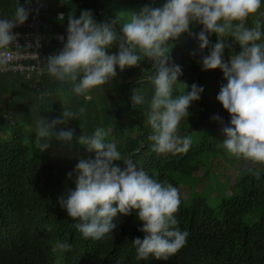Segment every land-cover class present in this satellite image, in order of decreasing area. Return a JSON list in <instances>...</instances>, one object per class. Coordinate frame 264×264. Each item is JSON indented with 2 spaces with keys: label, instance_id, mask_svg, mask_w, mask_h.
<instances>
[{
  "label": "trees",
  "instance_id": "1",
  "mask_svg": "<svg viewBox=\"0 0 264 264\" xmlns=\"http://www.w3.org/2000/svg\"><path fill=\"white\" fill-rule=\"evenodd\" d=\"M164 2L29 0L26 5V0H0V19H12L18 4L26 5L29 16L25 22L42 23L45 63L66 42L69 14L79 18L82 11L89 10L97 23L116 20L115 30L119 33L132 13L146 5L158 7ZM257 19L261 22L260 42H264V0L245 26L253 27ZM190 31L198 34L201 26L193 24ZM209 39L214 45L217 37L213 34ZM227 39L231 47L224 50L226 63L240 51L231 37ZM168 43L172 63L182 69L178 84L173 86V98L188 94L192 85L203 88L200 99L191 103L188 116L182 119L181 133L189 138L190 144L181 152L152 151L154 142L148 139L152 129L147 123V113L154 90L147 76L154 73V67L147 59L123 72L117 69V75L109 83L82 95L72 93L71 84L57 81L46 69L42 76L31 79L18 73L0 75V103L4 105L0 113V264H264V169L243 170L240 180L230 188L232 194L218 211L199 198L185 205L179 191L176 218L178 228L187 231L188 236L185 245L167 261L152 257L136 259L132 242L136 238L143 240L146 235L139 230L142 224L137 212L128 216L118 214L113 232L101 240H93L83 238L73 227L80 221H73L59 204L60 197L75 189L77 163L94 158L93 153L77 143L78 138L92 135L97 127H104L108 132L106 139L115 142L122 155L130 156L138 170L158 182L172 184L179 190L183 181L187 184L184 177L196 183L212 177L214 164L208 165L206 157L215 153L223 156L222 142L226 137L222 128L230 126V116L216 99L226 81L219 68L203 70L201 58L208 54V49L200 52L194 37L184 34ZM107 51L114 54L118 48L114 44ZM193 52L196 55H191ZM137 88L145 102L133 108L131 95ZM65 107L75 112L81 107L85 109L82 115L59 126L73 131L72 141L69 144L53 141L48 150L41 152L37 146L38 118L57 119ZM217 116L219 121L213 119ZM114 163L123 167L122 162ZM204 169L206 172L200 177L199 172ZM253 171L260 172L258 179ZM70 172L74 175L69 179ZM58 240L68 243L70 250L58 251L55 248Z\"/></svg>",
  "mask_w": 264,
  "mask_h": 264
},
{
  "label": "clouds",
  "instance_id": "2",
  "mask_svg": "<svg viewBox=\"0 0 264 264\" xmlns=\"http://www.w3.org/2000/svg\"><path fill=\"white\" fill-rule=\"evenodd\" d=\"M29 0H26V5ZM262 0H165L158 7L150 4L132 13L119 33L116 20L97 23L89 10L67 17V36L62 49L47 57L44 67L47 74L64 84H71V92L82 95L103 86L117 75V69L136 67L142 59L152 62L154 73L147 76L154 90L147 113V123L152 129L148 137L153 141L152 151L158 154L181 152L188 148L190 140L177 135L188 108L200 98L202 87L192 85L188 94L173 98V86L182 74L179 65L172 63L169 41H177L187 34L198 41L199 51L208 49L202 56L205 71L220 69L226 83L221 86L218 103L230 116V126L222 128L226 139L222 147L229 157L244 159L264 167V42L261 41V22L246 27V21L261 8ZM18 6L12 19H0V49H8L16 40L11 30L28 19L29 9ZM59 19L64 20L63 14ZM193 24L200 25L198 34L190 31ZM217 37L214 45L209 37ZM228 37L240 48L226 63L225 48H230ZM116 45L118 51L108 54V48ZM18 47V46H17ZM191 55H196L195 52ZM184 86V85H183ZM185 87V86H184ZM133 108L145 102L137 88L131 95ZM85 109L75 112L65 107L59 118L51 121L38 118L36 126L37 146L41 152L48 150L53 141L69 144L72 130L59 128ZM219 121L220 118L213 117ZM104 127H97L90 136L81 135L77 143L94 158L80 160L75 169V189L59 204L73 221V225L85 239L101 240L117 227V215L128 216L137 212L146 233L143 240L136 238L132 245L137 260L167 261L186 243L187 231L178 228L176 213L180 194L172 184L158 182L147 172L138 170L130 156L117 150L115 142L106 138ZM122 162L123 167L114 162ZM73 172L68 173L70 179ZM252 174L258 179L259 171ZM60 252L71 246L57 241Z\"/></svg>",
  "mask_w": 264,
  "mask_h": 264
},
{
  "label": "rangeland",
  "instance_id": "3",
  "mask_svg": "<svg viewBox=\"0 0 264 264\" xmlns=\"http://www.w3.org/2000/svg\"><path fill=\"white\" fill-rule=\"evenodd\" d=\"M135 75L137 77L139 76L138 73H136ZM135 79H133V81ZM2 111H4V105L0 103V113H2ZM182 123L183 122L181 120L177 135L181 138H184L185 136L183 135V133H181ZM199 130L200 129L196 131ZM214 155L206 157V159L208 160V165L214 164L211 178H207L201 182L198 181L196 183L194 181H191V179L184 177L187 184H185V182L183 181V183L180 184L179 191L182 193L185 205H188L191 199L199 198L201 200H204L213 210L218 211L221 203L226 199V197H230V195L232 194V190L230 188H232L233 185L238 180H240V175L243 170L264 169V167L258 164L254 165L250 161L229 157L226 154V151L223 152V156H218L219 153H215ZM205 172V169L201 170L199 172V176L203 177ZM247 222L249 223L248 220Z\"/></svg>",
  "mask_w": 264,
  "mask_h": 264
},
{
  "label": "built area",
  "instance_id": "4",
  "mask_svg": "<svg viewBox=\"0 0 264 264\" xmlns=\"http://www.w3.org/2000/svg\"><path fill=\"white\" fill-rule=\"evenodd\" d=\"M41 27V21L34 20L11 30L16 40L8 49H0V75L18 73L27 79L43 75L38 72L39 67H44L46 56Z\"/></svg>",
  "mask_w": 264,
  "mask_h": 264
}]
</instances>
